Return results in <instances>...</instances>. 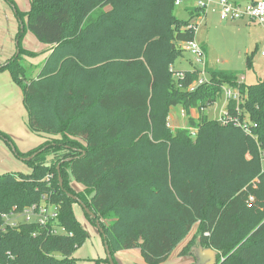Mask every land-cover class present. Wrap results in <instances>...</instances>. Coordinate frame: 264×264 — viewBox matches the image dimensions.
Here are the masks:
<instances>
[{"label": "trees", "instance_id": "trees-1", "mask_svg": "<svg viewBox=\"0 0 264 264\" xmlns=\"http://www.w3.org/2000/svg\"><path fill=\"white\" fill-rule=\"evenodd\" d=\"M176 8L175 0H31L17 34L19 55L0 71L22 87L30 130L50 138L23 153L0 131L19 156L38 152L25 159L30 174H0V264H81L74 253L88 232L72 194L96 214L84 209L100 222L117 264L116 254L130 249L161 264L195 226L181 255L196 245L215 252L211 264H264V77L246 84L235 72L211 70L206 83L190 89L198 68L177 71L174 63L182 44L195 39L188 26L198 13L179 18ZM27 30L47 53L32 78L18 62L38 53L23 48ZM224 86L244 96L239 110L229 101L226 122L205 112ZM174 106L188 126L171 128ZM237 115L248 118L250 132L231 119ZM45 195L59 207L67 234L4 225L3 214ZM203 258L196 254L195 264H209Z\"/></svg>", "mask_w": 264, "mask_h": 264}, {"label": "rangeland", "instance_id": "rangeland-1", "mask_svg": "<svg viewBox=\"0 0 264 264\" xmlns=\"http://www.w3.org/2000/svg\"><path fill=\"white\" fill-rule=\"evenodd\" d=\"M241 4H247L248 0H238ZM31 0H0V60L4 58L9 47L16 45L14 55H19L18 38L13 34L12 28L21 23L27 22V12L30 10ZM175 14L179 18H188V13L183 7H177ZM198 23L195 41L204 48L207 60V74L209 80L211 70L235 72L239 79L246 84H255L264 77V25L257 21L250 22L248 19L240 21H222L217 12L210 10L207 20L194 19ZM17 27V28H18ZM19 32V31H18ZM18 34V33H17ZM25 39H27L25 43ZM25 43V44H23ZM27 44V45H26ZM22 45L38 49L39 41L29 30L26 31ZM34 55L23 53L18 62L26 67L27 78L37 76L44 60L46 52L41 50ZM197 57L190 51L185 50L174 63L175 70L191 69ZM10 75V73L7 71ZM226 100L224 95L210 105L206 114L210 119L221 120L225 109ZM176 121L172 124H179L181 127L188 126L187 116L182 114L181 107L175 106ZM174 129L173 125L171 127ZM0 130L7 132L13 137L14 143L19 148H26L30 144L38 146L49 140V134H36L32 132L28 125V111L23 101L22 87L14 83L13 88L0 86ZM11 142V141H10ZM10 142L0 135V174L6 172H16L30 174L33 171L32 165L25 161L27 157L19 156ZM76 186V185H75ZM76 188H78L76 186ZM74 213L81 224L88 232L85 243L74 253L81 264H110L104 260L107 256L103 236L100 227L93 223L85 214L80 203L74 204ZM20 220H23L21 217ZM105 223L109 219H103ZM194 227L190 235L180 244L183 248L190 242L196 232ZM193 254L186 257L195 264V255H203L204 259L210 260L212 250L193 245ZM206 254L207 256L205 257ZM214 255V253H213ZM116 260L120 264H147L139 249L123 250L116 254ZM189 261H181L185 264Z\"/></svg>", "mask_w": 264, "mask_h": 264}, {"label": "built area", "instance_id": "built-area-1", "mask_svg": "<svg viewBox=\"0 0 264 264\" xmlns=\"http://www.w3.org/2000/svg\"><path fill=\"white\" fill-rule=\"evenodd\" d=\"M176 7H183L186 11H194L198 13L196 18L203 20L206 15L212 10L217 12L219 18L222 21H240L244 19H249L251 21H257L264 25V0H253L247 4H241L237 0H175ZM195 18V19H196ZM199 24L194 22L188 27L197 31ZM182 47L190 51L194 56L197 57L195 66L199 70L200 77L191 86L190 89H195L198 85L206 83L208 79L205 77L207 74V60L204 48L200 46L195 39L185 42ZM264 54V53H263ZM183 76L181 72L178 74ZM241 81H243L241 79ZM223 95L226 100L225 109L223 111L221 121L226 122L229 117L228 103L230 100H236L239 103L244 99L243 94L238 88H233L230 86H224ZM185 114V111H182ZM234 119L236 123L242 125L247 131H251L250 123L247 119H241L239 115L235 116ZM170 125V124H169ZM192 134H196V129L191 128ZM262 167L264 171V154L262 155ZM255 197L250 196L248 203L252 205L254 203ZM23 220H20V218ZM3 219L5 221V226L16 227L22 223H34L42 227L48 228L49 232L52 234H67L66 228L61 225L59 220V207L56 203H53L49 196H43L41 201L33 203L21 211H13L11 213L3 214ZM207 235L209 232L206 233Z\"/></svg>", "mask_w": 264, "mask_h": 264}, {"label": "crops", "instance_id": "crops-1", "mask_svg": "<svg viewBox=\"0 0 264 264\" xmlns=\"http://www.w3.org/2000/svg\"><path fill=\"white\" fill-rule=\"evenodd\" d=\"M238 1V0H237ZM250 1H253V0H248L247 2H250ZM186 11V10H185ZM188 14L190 13V12H188V11H186ZM207 17H208V14L206 15V18H205V20H207ZM248 21H249V19H248ZM250 22H251V20H250ZM252 22H254V21H252ZM255 23V22H254ZM18 27V25H16V26H14L13 28H12V32H13V34L15 33V35H17V33H18V31H19V27ZM32 33V32H31ZM33 34V33H32ZM26 41H27V39H25V43H26ZM39 41V40H38ZM25 43H23V44H25ZM39 46H38V49H34L33 47H27V46H25L24 45V47L23 48H25V50H27V51H31V52H38L39 50H41V48H42V51L45 49V45L42 43V42H40L39 41ZM27 45V44H26ZM15 51H16V45L14 44L13 45V47L11 46V47H9L7 50H6V52H5V56H4V58L3 59H1L0 60V66L1 65H5L6 63H7V61H8V59L9 58H11L12 56H14V54H15ZM39 53V52H38ZM193 64V66H192V68L191 69H189V68H184L183 70H179V71H185V70H193L194 69V67H195V64L194 63H192ZM208 64V63H207ZM175 69V68H174ZM41 70V69H40ZM40 70L38 71V73L40 72ZM7 71L8 70H1L0 71V86H5V87H8V88H13V86H14V83H15V81L13 80V77H12V75H11V73H10V75L7 73ZM38 73H37V75H38ZM36 77V76H35ZM175 107V106H174ZM174 107H172V109H171V112H170V116H169V124H170V126L172 127V125H173V127H174V129L175 128H179V127H181L178 123L177 124H172V121H176V112H175V110H174ZM181 107V106H180ZM181 111H183V108L181 107ZM182 114H183V112H182ZM185 116H187L186 115V113L184 114ZM191 115L194 117V118H198L199 117V111L197 110V109H192V111H191ZM187 119H188V116H187ZM1 131V130H0ZM2 132V131H1ZM3 133H6L7 135H9V137H10V139H11V142L13 143V145L14 146H16V148L19 150V151H21V152H23V153H27V152H29V151H31L32 149H35L36 147H38V146H34L33 144H30L29 146H27L26 148H18L17 147V145L14 143V141H13V137H12V135H10L9 133H7V132H3ZM41 145V144H40ZM76 186L78 187V188H82L81 187V185H77L76 184ZM181 245L179 244V246H177V248L173 251V253L171 254V256L165 261V262H163V263H161V264H178V263H182L181 261H189V260H187L186 259V257H184V256H187V255H181V251H182V249H183V246L182 247H180ZM189 263H191L190 261L188 262V263H185V264H189Z\"/></svg>", "mask_w": 264, "mask_h": 264}, {"label": "water", "instance_id": "water-1", "mask_svg": "<svg viewBox=\"0 0 264 264\" xmlns=\"http://www.w3.org/2000/svg\"><path fill=\"white\" fill-rule=\"evenodd\" d=\"M22 28H23V25H22ZM20 52V51H19ZM38 152H36L35 154H37ZM34 154V155H35ZM34 155H32V156H30V157H28V158H26V159H31ZM72 158H68V159H66V160H71ZM60 181L62 182V177H61V175H60ZM75 200H77L81 205H82V207H83V209H85L92 217H96V214L89 208V207H87L86 205H85V203L78 197V196H76V195H71ZM97 225L100 227V229H101V233H103V229L101 228V226H100V222L99 221H97ZM105 237V236H104ZM104 244H105V248H106V252H107V257H108V259H109V263L110 264H117L116 262H115V259H114V257H113V255H112V253H111V250H110V248H109V246H108V244H107V242L106 241H104ZM211 250V249H210ZM213 251V250H212ZM213 253H214V255H213ZM213 253L209 256V258H210V260L208 261L209 262V264H211L212 262H213V260H214V258H215V252L213 251ZM205 255V257L207 256L206 254H204ZM203 260H206V259H204L203 258Z\"/></svg>", "mask_w": 264, "mask_h": 264}]
</instances>
